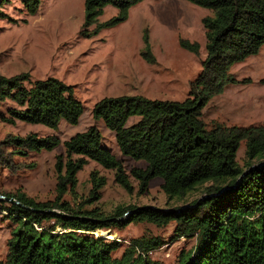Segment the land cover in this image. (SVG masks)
Masks as SVG:
<instances>
[{"label": "trees", "instance_id": "1", "mask_svg": "<svg viewBox=\"0 0 264 264\" xmlns=\"http://www.w3.org/2000/svg\"><path fill=\"white\" fill-rule=\"evenodd\" d=\"M19 1L28 14H33L39 3ZM138 1L83 0L84 25L95 23L91 31L95 33L102 26L124 20L127 9ZM187 1L211 10L201 19L205 57L197 76L189 82L188 97L176 101L121 94L101 97L91 107L92 117L113 133L119 152L144 162L143 168L129 170L138 193L151 178L160 179L164 210L127 205L105 213L85 207L97 198L105 182L95 171L90 172L91 189L85 199L74 205L61 199L66 185L74 186L75 173L85 163L84 158L112 169L114 181L126 192L132 191L120 161L101 146L100 134L91 125L62 142L65 160L62 163L61 155H56L53 200L38 201L22 192L0 191L21 204L0 200V209L14 223L0 264H160L148 257V251L163 245L162 237L130 238L114 257L111 253L118 248V241L86 233L120 229L139 221L157 227L172 222L169 241L180 236L193 238V246L181 253L175 264H264V124L237 126L211 121L205 127L200 119L208 99L235 82L229 73L230 64L255 54L264 44V0ZM108 4L117 14L96 22ZM179 44L191 53L198 51L196 42L180 38ZM6 102L13 105L6 107V116L0 111V120L8 123L19 120L53 128L63 120L74 125L82 112L70 85L54 77L30 80L27 72L0 75V106ZM132 116L136 120L126 124ZM241 141L243 165L235 158ZM57 144L58 140L49 135L7 134L0 138V166L14 172L18 167L14 155L51 150ZM72 155L78 157L73 159ZM192 194L199 196L188 200ZM178 202L181 204L176 205ZM56 227L63 231H54Z\"/></svg>", "mask_w": 264, "mask_h": 264}, {"label": "rangeland", "instance_id": "2", "mask_svg": "<svg viewBox=\"0 0 264 264\" xmlns=\"http://www.w3.org/2000/svg\"><path fill=\"white\" fill-rule=\"evenodd\" d=\"M0 75L11 76L27 72L30 80L54 77L70 85L82 112L76 124L60 120L53 128L40 123L0 120V138L7 134L53 136L58 144L51 150L14 155V172L0 166V191L22 192L38 201L56 196V155L65 160L62 142L76 132L95 126L101 146L118 159L132 185L126 192L114 181V171L84 158L85 163L75 173L73 187L66 185L61 199L71 205L85 199L91 189L90 172L104 178L98 196L85 207H96L105 213L117 206L165 207V196L158 177L151 178L145 190L138 193L136 180L130 175L133 167H144L142 160L122 155L113 133L91 115L92 105L104 96L138 94L150 99L181 101L188 97L189 82L205 57V35L201 19L211 10L187 0H140L126 11L124 20L102 26L91 33L95 23L84 25L83 0H39L36 11L28 14L19 0H3L0 4ZM117 14V9L104 5L97 16L102 23ZM97 24V23H96ZM83 32H88L85 36ZM184 38L196 42V54L179 44ZM148 58H151L149 60ZM229 73L235 82L224 86L202 106L200 119L209 127L211 121L226 125L249 126L264 124V44L255 54L230 64ZM3 103L0 111L6 116ZM136 120L129 117L126 124ZM243 142L236 149V161L243 165ZM78 157L72 155V158ZM31 166H28L30 165ZM63 173V165L61 168ZM192 194L188 197H198ZM178 202L176 205H180ZM122 215L119 218H124ZM13 221L0 209V260L6 253V239ZM172 222L162 227L147 222H130L123 228L96 229L94 233L119 243L111 256L118 257L130 238L157 235L164 244L151 250L148 257L160 264H175L179 255L193 246V238L178 237L169 241ZM56 232L63 231L56 227Z\"/></svg>", "mask_w": 264, "mask_h": 264}, {"label": "water", "instance_id": "3", "mask_svg": "<svg viewBox=\"0 0 264 264\" xmlns=\"http://www.w3.org/2000/svg\"><path fill=\"white\" fill-rule=\"evenodd\" d=\"M256 165H260V164H256ZM255 165V166H256ZM253 166V165H252ZM251 166V167H252ZM244 172H246V171H244ZM243 172V173H244ZM0 200H5V201H8V202H10V203H14V204H18L19 206H21V204L17 201V200H15L13 197H9V196H5V195H2V194H0ZM185 206V205H184ZM159 209H161V210H164V208H159ZM48 211H50V212H53V213H55V214H57V215H64L62 212H60V211H56V210H53V209H48ZM121 217V216H120ZM118 219H120L119 217H118ZM86 233H89V234H94L92 231L91 232H86ZM95 236H97V235H95ZM97 237H101V236H97ZM103 238H105V237H103ZM107 239V238H106Z\"/></svg>", "mask_w": 264, "mask_h": 264}, {"label": "built area", "instance_id": "4", "mask_svg": "<svg viewBox=\"0 0 264 264\" xmlns=\"http://www.w3.org/2000/svg\"><path fill=\"white\" fill-rule=\"evenodd\" d=\"M149 252H151V251H148V254H149Z\"/></svg>", "mask_w": 264, "mask_h": 264}]
</instances>
